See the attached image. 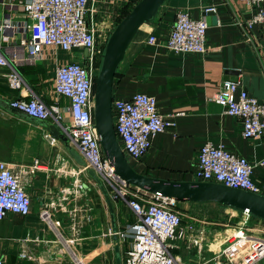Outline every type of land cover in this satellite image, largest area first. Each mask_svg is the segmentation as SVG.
<instances>
[{
  "label": "crops",
  "instance_id": "0c3cea01",
  "mask_svg": "<svg viewBox=\"0 0 264 264\" xmlns=\"http://www.w3.org/2000/svg\"><path fill=\"white\" fill-rule=\"evenodd\" d=\"M25 1L0 0V47H17L28 37V32L18 28L29 21L22 8ZM129 1H92L89 17L94 14L99 31L112 33ZM210 8L215 9L217 24L207 29L205 54H177L167 48L178 13L206 20L205 12ZM254 14L255 10L241 0H167L155 19L139 30L117 69L114 101L147 94L157 100L159 113L176 125L158 135L143 159H129L137 172L167 180L197 181L200 150L213 143L254 164L253 179L264 195V165L259 164L264 161V134L259 139H245L241 120L225 114L211 101L229 81L227 72H234V83L264 103L263 28L256 25L249 29L246 25ZM6 24L12 27L7 29ZM151 36L156 38L153 45L149 43ZM18 62L22 64L16 60L12 65L23 78L24 89L11 88L5 76L9 69H0V161L20 177L32 205L29 215L9 213L0 221V259L7 264H76L78 260L84 264H117L109 207L88 175L78 147L70 139L67 147L50 135L47 122L66 135L55 121L32 120L10 106L15 100L29 101L31 90L47 105L58 106L62 126H69L70 101L55 92L56 68L65 62L85 64V50L79 55L75 50L49 49L35 64L23 59ZM178 113L182 115L176 116ZM108 193L117 231H123L135 221L134 215L122 199H113L110 189ZM194 206H205L214 213L213 220H205L212 230V242L219 238L214 233L231 229L242 219L235 210L222 213L213 203H178L183 213L198 218L189 213ZM248 228L251 235L264 239L263 221L250 218ZM70 240L74 242L70 244ZM118 241L123 263L125 246ZM186 251L181 244L176 252L185 264H204L214 256L208 247L203 252L205 260L195 250L190 253L195 259H191Z\"/></svg>",
  "mask_w": 264,
  "mask_h": 264
},
{
  "label": "built area",
  "instance_id": "2783aa9c",
  "mask_svg": "<svg viewBox=\"0 0 264 264\" xmlns=\"http://www.w3.org/2000/svg\"><path fill=\"white\" fill-rule=\"evenodd\" d=\"M92 1L95 0H26L22 8L29 21L18 28L28 32V37L17 47H0V69H9L5 76L10 87L16 90L24 89L25 83L12 62L17 60V64H22L18 59H23L24 63L35 64L49 49L88 51L85 64L65 62L56 68L55 92L70 101V125L62 126L63 114L58 106L47 105L31 90L29 101L15 100L10 106L29 117L53 120L60 125L78 147L86 170H93L110 189L113 199H122L130 208L135 221L116 232L125 246L122 264H185L176 255L181 244L188 251L195 250L202 260H205L204 249L208 247L214 256L203 261L204 264H259L264 260V239L250 234L248 213L236 211L242 216L241 221L231 229L227 227L214 233V237L219 238L212 242L209 239L212 230L205 220L187 216L179 209V201L129 185L111 168L94 120L96 64L103 57L111 33L99 31L94 14L89 17L88 5ZM241 1L255 10L246 25L249 29L261 25L264 50V0ZM208 11L215 12V9ZM5 27L9 29L12 25ZM208 27L205 19L195 20L189 13L180 12L166 46L177 54H205ZM155 42L156 38L151 36L149 43ZM211 101L225 114L241 120L245 139H259L264 134V103L251 97L238 83L224 82ZM113 110L121 148L127 158L134 161L143 159L158 135L176 125L159 113L157 100L147 94L137 93L127 100H116ZM259 164L263 166L264 161ZM254 168L248 159L229 152L222 145L208 143L200 150L195 177L197 181L262 194V188L253 179ZM78 191L82 192L79 188ZM31 205L20 177L12 167L0 161V221L9 213L29 215ZM48 217L45 212L44 218ZM0 264L7 263L0 259ZM76 264L84 263L78 260Z\"/></svg>",
  "mask_w": 264,
  "mask_h": 264
},
{
  "label": "water",
  "instance_id": "95a60500",
  "mask_svg": "<svg viewBox=\"0 0 264 264\" xmlns=\"http://www.w3.org/2000/svg\"><path fill=\"white\" fill-rule=\"evenodd\" d=\"M167 0H141L130 13L114 28L106 43L101 66L97 74L94 94V120L102 150L111 168L117 176L131 186L148 193L173 199L179 202L216 203L222 206L221 212L235 210L248 213L264 221V195L242 189H236L215 182L174 181L147 176L137 172L121 148L114 124V84L117 69L123 61L126 51L139 30L153 21L160 8ZM208 26L217 24V16L213 11L205 12ZM87 56L88 51H85ZM227 80L237 82V74L227 72ZM29 117V116H28ZM32 120L43 121L29 117ZM50 135L62 140L69 146V137L64 135L57 126L47 122ZM78 159L77 154L71 151ZM88 175L104 195L112 218L116 263L122 264L120 245L116 235L117 227L111 197L105 184L96 173L89 169Z\"/></svg>",
  "mask_w": 264,
  "mask_h": 264
},
{
  "label": "rangeland",
  "instance_id": "374dc122",
  "mask_svg": "<svg viewBox=\"0 0 264 264\" xmlns=\"http://www.w3.org/2000/svg\"><path fill=\"white\" fill-rule=\"evenodd\" d=\"M79 55L82 53V51L83 50H79V49H76L75 50ZM98 62H100V61H98ZM99 69H100V67H98L97 65H96V70H98V72H99ZM131 163V162H130ZM180 203V202H179ZM181 203H185V202H181ZM190 203V202H189ZM192 205H206L205 203H191ZM200 207V208H199ZM199 207H197V206H194V209L192 208V210H190L189 211V213L190 214H192V215H195V216H197L199 219H201V220H213V218H214V213H211L210 211H208V209L205 207H202L201 208V206H199ZM185 222H187V218H185V220H184ZM225 229V228H224ZM261 235V234H260ZM186 250H187V248H186ZM192 251H186V254L188 255H190V258L192 259V258H194L195 259V254L194 253H192V254H190ZM214 255V254H213ZM205 257H207V255H205ZM213 257V256H212ZM211 257V258H212ZM211 258H208V259H211ZM259 264H264V260L263 261H261Z\"/></svg>",
  "mask_w": 264,
  "mask_h": 264
},
{
  "label": "trees",
  "instance_id": "16d2710c",
  "mask_svg": "<svg viewBox=\"0 0 264 264\" xmlns=\"http://www.w3.org/2000/svg\"><path fill=\"white\" fill-rule=\"evenodd\" d=\"M140 1H141V0H130L129 3H128V5L123 9L120 18L117 20V23H119L124 17H126V16L130 13V11L133 9V7H134L136 4H138ZM101 61H102V59L100 60V62H98V63L96 64L98 67L101 66ZM116 77H117V73H116ZM96 79H97V77H96ZM96 79H95V84H96ZM94 89H95V88H94ZM205 204H206V203H205ZM213 204H215V205L219 206L220 208H222V206L219 205V204H216V203H213ZM251 218H253V219H258V218L253 217V216H251ZM258 220H260V219H258ZM261 221H262V220H261ZM263 222H264V221H263Z\"/></svg>",
  "mask_w": 264,
  "mask_h": 264
}]
</instances>
